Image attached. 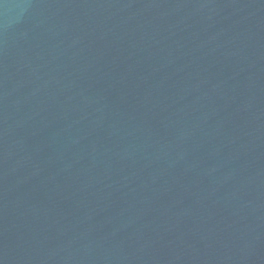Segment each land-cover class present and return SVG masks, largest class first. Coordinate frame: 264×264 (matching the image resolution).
I'll use <instances>...</instances> for the list:
<instances>
[{
	"label": "water",
	"instance_id": "obj_1",
	"mask_svg": "<svg viewBox=\"0 0 264 264\" xmlns=\"http://www.w3.org/2000/svg\"><path fill=\"white\" fill-rule=\"evenodd\" d=\"M0 264H264V0H0Z\"/></svg>",
	"mask_w": 264,
	"mask_h": 264
}]
</instances>
